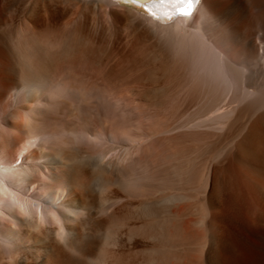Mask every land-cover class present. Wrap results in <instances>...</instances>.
I'll use <instances>...</instances> for the list:
<instances>
[{
  "label": "rangeland",
  "instance_id": "1",
  "mask_svg": "<svg viewBox=\"0 0 264 264\" xmlns=\"http://www.w3.org/2000/svg\"><path fill=\"white\" fill-rule=\"evenodd\" d=\"M211 1L222 22L204 35L198 18L164 22L115 0H27L28 12L18 18L8 10L5 30L18 78L42 86L27 92L12 88L13 74L0 76V114L9 104L22 110L32 141L45 137L61 156L57 178L75 185L72 200L85 213L69 224L70 246L49 239L74 262L116 264L114 251L132 246L136 264H207L212 232L217 264H237L246 254L254 262L262 254L264 208L246 188L264 183V131L259 150L245 140L264 115V68L256 62L264 65V0H244L243 8ZM27 14L37 15L35 24L25 21ZM247 35L259 54L244 41ZM245 72L252 77L246 80ZM12 156L21 162L18 149ZM29 232L16 253L18 247L0 244V264H19L18 257L21 264H40L39 256L48 261L50 252L27 241Z\"/></svg>",
  "mask_w": 264,
  "mask_h": 264
},
{
  "label": "bare ground",
  "instance_id": "2",
  "mask_svg": "<svg viewBox=\"0 0 264 264\" xmlns=\"http://www.w3.org/2000/svg\"><path fill=\"white\" fill-rule=\"evenodd\" d=\"M27 0H0V76H5L7 73L13 74L14 81L12 88L19 89L23 88L27 92L30 90H33L38 88L37 86H40V84L36 82H32L31 80L28 82H24L20 80L18 77L20 76V66L18 63V59L16 58V54L11 50L7 35H6V30L5 28L9 26L8 24L10 22L9 18L7 19V12L8 10L11 13H15L16 17L18 18L20 15H24L23 13L26 14V2ZM118 1L122 4L128 5L130 7H133L145 14H148L153 17L154 19H159L160 21H170L173 19L178 20H190L192 18H198V22H200V27H198V31L201 34H206L207 31L206 29L211 30L210 25H216L217 23L222 22L221 17H220V12L219 13H214L213 6L214 4L212 3L211 0H198V3H194L193 6V15L191 17H186L182 15H178L179 8L173 4L170 3H160V0H156L155 5L153 3L149 2L147 4V7L151 8L152 12L155 13V16H152L145 10V6L143 5L142 2H138L137 4L133 5L131 3L126 2V0H115ZM233 3H231V7L237 8L238 6H241L244 0H231ZM249 2H252L255 4L256 0H248ZM260 1V0H258ZM261 2V1H260ZM26 3V4H25ZM46 4V3H45ZM260 4V3H259ZM245 5V4H244ZM264 5V4H263ZM30 6V5H29ZM40 7V6H39ZM244 6L242 5V8ZM30 8V7H29ZM34 8V7H33ZM235 10V9H234ZM28 12V11H27ZM35 12V11H34ZM37 12V11H36ZM48 12V11H47ZM46 12V13H47ZM30 13V12H29ZM45 13V12H44ZM49 13V12H48ZM56 11H51L48 16H54L55 17ZM10 15V13H8ZM31 14V13H30ZM30 14L25 15V21L29 22L31 24H35V21L37 19L36 16H31ZM11 16V15H10ZM50 16V17H51ZM57 16V15H56ZM12 17V16H11ZM170 17V18H169ZM152 18V19H153ZM230 18V17H229ZM237 18V17H236ZM235 18V19H236ZM13 19V17H12ZM151 20V19H149ZM230 20V19H229ZM250 20V19H249ZM253 20V19H252ZM15 22V18L13 19ZM12 21V22H13ZM18 21V20H17ZM24 21V22H25ZM179 21V22H180ZM196 21V20H195ZM228 21V20H227ZM239 21V20H238ZM225 22V21H224ZM243 22V21H242ZM240 23V22H239ZM15 24V23H12ZM24 24V23H23ZM182 24V23H181ZM194 24V23H192ZM220 24H218L220 26ZM171 25V24H170ZM174 25V24H173ZM178 25V24H177ZM209 25V28L207 26ZM254 25V24H253ZM6 26V27H5ZM26 26V25H25ZM179 26H182L179 24ZM198 26V25H197ZM251 26V25H250ZM168 27V26H167ZM183 27V26H182ZM181 27V28H182ZM187 27V26H186ZM184 27V28H186ZM216 27V26H215ZM213 26V28H215ZM162 28V27H161ZM183 28V29H184ZM236 28V27H235ZM190 29V28H188ZM238 29V28H237ZM240 29V28H239ZM187 30V29H186ZM213 30V29H212ZM211 30V31H212ZM220 30V29H219ZM226 31L225 34H232L230 29H225ZM191 31V30H190ZM236 31V30H234ZM215 33V32H214ZM238 33V32H237ZM241 33V32H239ZM225 34L222 35L223 39L221 42L226 43ZM64 35V34H63ZM196 35V34H195ZM202 35V37H203ZM208 35V34H207ZM241 35V34H240ZM239 35V39H240ZM256 35V34H255ZM10 36V35H9ZM199 36V35H198ZM206 36V35H205ZM244 36V35H243ZM242 36V37H243ZM195 37V36H194ZM201 37V39H202ZM225 37V38H224ZM252 37V36H251ZM250 36L247 35L246 38H244L246 43L251 47L250 49L252 51H256L259 48L257 47L255 41L251 38ZM207 39V38H206ZM10 40V39H9ZM204 40V38H203ZM212 40V39H211ZM209 42V41H208ZM218 41H216L217 44ZM263 42V40H262ZM207 43V42H206ZM211 43V42H210ZM237 44V42H235ZM221 44V43H220ZM219 44V45H220ZM222 44V46L224 45ZM235 44V45H236ZM206 45V44H205ZM209 45V44H208ZM207 45V46H208ZM218 45V44H217ZM100 46V45H99ZM215 46V45H214ZM91 47V46H90ZM231 47V46H230ZM234 47V46H233ZM238 47V46H237ZM235 48V47H234ZM233 48V49H234ZM244 48V47H243ZM219 50L218 48H216ZM80 50V49H79ZM98 50V49H97ZM237 50V49H236ZM95 51V50H94ZM208 51V50H207ZM206 51V52H207ZM222 50H220L221 52ZM227 51V50H226ZM230 51V50H228ZM251 51V52H252ZM254 51V52H255ZM85 52V51H84ZM92 52V51H91ZM257 52V51H256ZM95 53V52H94ZM222 53V52H221ZM231 53V52H230ZM249 53V52H248ZM91 54V53H90ZM227 54H229L227 52ZM253 53H251L252 55ZM256 54H259L258 52ZM86 55V54H85ZM212 55V54H211ZM223 55V54H222ZM226 55V54H225ZM230 55V54H229ZM232 55V54H231ZM255 56V54H253ZM91 56V55H90ZM224 57V56H223ZM249 57V56H248ZM256 57V56H255ZM264 57V56H262ZM247 58V56H246ZM250 58V57H249ZM252 58V57H251ZM260 58V57H259ZM219 59V58H218ZM242 59V58H241ZM99 62H101V59L99 58ZM211 60V59H210ZM260 60V59H259ZM72 61V60H71ZM222 61V60H221ZM224 61V60H223ZM246 61H248L246 59ZM251 61V60H250ZM260 61L263 62L261 59ZM260 61H256L257 65L261 66V68H264V65L260 63ZM70 62V61H69ZM220 62V60H219ZM213 62L212 64H214ZM65 64V63H62ZM60 65V69H64L65 65ZM219 66V65H218ZM234 66V65H233ZM232 66V67H233ZM248 66V62H247ZM256 66V65H255ZM263 66V67H262ZM220 67V66H219ZM217 67V68H219ZM231 67V68H232ZM246 67V66H245ZM244 67V69H245ZM251 67V66H250ZM249 67V68H250ZM257 67V66H256ZM254 67V68H256ZM67 68V67H66ZM260 68V67H259ZM260 68V69H261ZM22 69V68H21ZM70 69V68H69ZM211 69V68H210ZM223 70V68H221ZM229 69V68H228ZM248 69V68H247ZM257 69V70H260ZM220 70V69H219ZM230 70V69H229ZM246 70V69H245ZM253 70V68H252ZM77 71V70H76ZM227 71V70H226ZM231 71V70H230ZM244 71V70H243ZM35 72V71H34ZM220 72V71H219ZM217 71V73H219ZM233 72V71H231ZM256 72V71H255ZM260 73L259 71H257ZM68 73V72H67ZM70 73V72H69ZM76 73V72H75ZM74 73V74H75ZM264 73V71H263ZM222 74V71H221ZM228 74V72H227ZM235 74V73H234ZM244 74V73H243ZM249 74H251L249 72ZM248 74V75H249ZM262 74V72L260 73ZM31 75V74H30ZM224 75V74H223ZM246 78H250V75H248L245 72ZM242 75V76H245ZM254 75V73H253ZM258 75V74H257ZM42 76V75H41ZM59 76V75H58ZM63 76V75H62ZM69 76V75H68ZM260 76V75H259ZM22 77V76H21ZM37 77V76H36ZM72 77V75H71ZM222 77V76H221ZM232 77V76H231ZM252 77V76H251ZM45 78V77H44ZM55 78V76H54ZM236 78V77H235ZM256 78H258L256 76ZM1 79V78H0ZM3 79V77H2ZM60 79V78H59ZM69 79H71L69 77ZM231 79V78H230ZM255 79V78H253ZM229 80V79H228ZM247 80V79H246ZM249 80V79H248ZM259 80V79H258ZM42 81V80H41ZM236 81V80H235ZM257 81V79L255 80ZM38 82V81H37ZM56 82V81H54ZM259 82V81H258ZM53 83V82H52ZM229 83V82H228ZM247 83V82H246ZM249 83V82H248ZM254 81L251 83L253 84ZM256 84V83H255ZM254 84V85H255ZM261 84V83H260ZM232 85V84H231ZM42 86V85H41ZM40 86V87H41ZM55 86V84H54ZM58 86V85H56ZM250 86V84H249ZM244 87V86H243ZM257 87V85H256ZM260 87V86H258ZM45 88V86H44ZM245 88V87H244ZM248 88V87H246ZM254 88V86H253ZM252 89L254 93V89ZM2 89V87H1ZM259 89V88H256ZM255 89V92H256ZM23 90V92H24ZM262 90V89H261ZM9 91V90H8ZM12 91V90H11ZM249 91V89H248ZM258 91V90H257ZM2 92V91H1ZM0 94L4 95L2 92ZM16 92H19L18 90ZM21 92V91H20ZM22 92V93H23ZM32 92V91H31ZM44 92V91H43ZM74 92V91H73ZM78 92V91H77ZM93 92V91H92ZM184 92V91H182ZM260 92V91H259ZM258 92V93H259ZM252 93V95H253ZM262 93V91L260 92ZM259 93V94H260ZM14 94H16L14 92ZM18 94V93H17ZM244 94V93H243ZM13 95V94H12ZM258 95V94H257ZM264 95V94H263ZM262 95V96H263ZM93 96V95H92ZM95 96V95H94ZM259 96V95H258ZM261 96V97H262ZM5 99L7 96H3ZM10 97V96H9ZM221 97V96H220ZM223 97V96H222ZM260 97V98H261ZM98 98V96H97ZM171 98V97H170ZM184 98V97H183ZM1 99V98H0ZM99 99V98H98ZM3 100V99H2ZM248 100V99H247ZM254 100V99H253ZM264 100V99H262ZM9 101V100H8ZM40 101V100H39ZM96 101V100H95ZM218 101V100H217ZM235 101V100H234ZM233 101V102H234ZM187 102V101H186ZM226 102V101H225ZM257 102V100H256ZM46 103V102H45ZM72 103V102H71ZM77 103V102H76ZM232 103V102H231ZM259 103V102H258ZM262 103V102H261ZM15 104V103H14ZM41 104V103H39ZM179 104V103H178ZM216 104V102H215ZM248 104V103H247ZM10 105V106H9ZM6 107H3L1 110V116H0V244L5 245V246H11V250H13V247H20V240H23L24 236V230L28 229V231H34V234H29V241L30 243L32 242H40L42 244L41 247H43L46 251L50 252L49 259L47 262H43L41 256L38 257V262L40 264H81V262H76L77 259L74 260L71 259V256L69 255V251L67 252L66 249L62 248L59 245H55L54 243L51 244V235H54V237L58 238L61 240V242H64L66 246H70L72 243V237L74 236V230L71 225L72 222L75 221V219L78 218V216L83 213H85L84 207L78 206L76 204V201L72 200V196L75 194V185L67 179L64 180H58L57 176L58 173H56V169L58 170V165L60 163V157L58 154H56L50 146L47 145L45 141V137L43 138H37V142L32 141V137L34 136L33 134L35 133H30L31 131L28 127L26 129V126L21 120L22 117V110H19L14 107L13 105L9 104ZM21 105V104H20ZM36 105V104H35ZM175 105V104H174ZM261 105V104H260ZM72 106V105H71ZM29 107V106H28ZM74 107V106H73ZM212 107V106H211ZM215 107V106H214ZM35 108V107H34ZM53 108V107H52ZM259 108V107H258ZM33 109V108H32ZM54 109V108H53ZM35 110V109H34ZM72 110V109H71ZM27 111V110H26ZM33 111V110H32ZM41 111V110H40ZM43 111V110H42ZM69 111V110H68ZM31 112V111H30ZM36 112V111H35ZM70 112V111H69ZM34 113V111L32 112ZM39 113V112H38ZM32 115V114H30ZM36 115V114H35ZM38 116V115H37ZM27 117V116H26ZM32 117H34L32 115ZM31 117V118H32ZM39 117V116H38ZM30 118V117H29ZM28 119V118H27ZM34 119V118H33ZM39 119V118H38ZM72 119V117H71ZM36 120V119H34ZM33 120V121H34ZM26 122V121H25ZM70 123V122H69ZM39 124V123H38ZM28 125V126H29ZM71 125V124H70ZM73 126V125H71ZM67 128V127H66ZM74 128V126H73ZM36 129V128H34ZM43 130V129H42ZM45 130V129H44ZM66 130V129H65ZM85 130V129H84ZM46 131V130H45ZM56 131V130H55ZM261 131H264V115L259 119V121L254 124V126L249 130L247 133V138L245 142L252 144L255 148H258L260 144V138L259 135L261 134ZM33 132V131H31ZM41 132V129L40 131ZM38 132V133H39ZM58 132V131H57ZM61 132V131H60ZM66 132V131H65ZM88 132V131H87ZM56 133V132H55ZM43 134V133H42ZM50 133V137H51ZM87 134V133H86ZM111 137H116L114 133H110ZM46 136V133L44 134ZM91 135V134H90ZM123 135V134H122ZM126 135V134H125ZM231 135V134H230ZM37 136V135H36ZM48 136V135H47ZM57 136V135H56ZM55 136V138H56ZM88 136V135H86ZM128 136V135H127ZM245 136V135H244ZM35 138V139H36ZM48 138V137H46ZM54 138V137H51ZM120 138V137H119ZM49 139V138H48ZM47 139V140H48ZM117 139V138H116ZM57 140V139H56ZM54 142V141H53ZM55 143V142H54ZM246 143V144H247ZM264 143V140H263ZM51 145V144H50ZM54 145V144H53ZM52 146V145H51ZM55 146V145H54ZM241 147H245L246 145L243 146V144L240 145ZM239 146V148H240ZM250 146V145H249ZM249 146H246L247 148ZM261 147V146H260ZM262 148V147H261ZM18 149L19 151V157H21V162H19L16 158V160L12 159V153L13 150ZM54 149V147H53ZM238 149V148H237ZM260 148H258L259 150ZM126 150V149H125ZM242 149H240L241 151ZM60 151V150H59ZM106 151V150H105ZM243 151V150H242ZM262 151V150H261ZM102 152V151H101ZM15 153V152H14ZM59 153V152H58ZM100 154V153H99ZM102 154V153H101ZM124 154V152H123ZM241 154V153H240ZM259 154V153H258ZM257 154V155H258ZM242 155V154H241ZM249 155V154H248ZM262 155V154H261ZM264 155V153H263ZM247 156V155H246ZM245 156V158H246ZM259 156V155H258ZM244 156L242 155L241 158ZM91 158V157H90ZM239 158V157H238ZM256 158H258L256 156ZM262 158V156H261ZM15 159V158H14ZM20 159V158H19ZM97 159V158H95ZM244 159V158H243ZM248 159V158H247ZM254 161V160H253ZM92 162V160H91ZM95 162V161H94ZM243 162V161H242ZM252 162V160H251ZM257 162V161H256ZM263 162V161H262ZM261 162V164H262ZM245 163V162H243ZM250 163V161H249ZM251 164V163H250ZM253 164V163H252ZM261 164H256V165H261ZM249 165V164H247ZM245 167V165L243 164ZM262 166V165H261ZM264 166V165H263ZM248 168V167H247ZM251 168V167H249ZM259 168V167H258ZM176 169V168H175ZM228 169V168H227ZM257 169V168H256ZM253 170V169H252ZM40 172L41 176H37L39 179L33 180V175L36 172ZM246 171V169H245ZM258 171V170H255ZM37 172V173H38ZM249 173L250 170H248ZM155 173V172H154ZM259 173V172H258ZM217 174V173H216ZM230 174V173H229ZM248 174V173H247ZM254 174H257L254 172ZM262 175L263 179L261 182L264 180V170L263 172L259 173V175ZM61 175V174H60ZM59 175V176H60ZM215 175V173H214ZM223 175V174H222ZM67 176V175H66ZM243 176V175H242ZM245 176V175H244ZM243 176V177H244ZM252 176V175H251ZM257 176V175H256ZM222 177V176H221ZM246 178H249V176H245ZM260 177V176H258ZM57 178V179H56ZM63 178V177H62ZM224 178V177H222ZM226 179V178H225ZM238 179V178H237ZM241 179V178H239ZM254 179V178H253ZM57 180V181H56ZM218 180V179H217ZM220 180V179H219ZM227 180V179H226ZM235 180V179H234ZM242 180V179H241ZM248 180V179H246ZM255 180V179H254ZM245 181V180H244ZM36 182L41 183L37 188L34 186ZM218 182V181H217ZM236 182V181H235ZM249 182V181H248ZM247 182V184H248ZM253 182V181H252ZM252 182H249L248 186L246 189H249L250 194L252 196V199L254 202L261 205L264 208V183L259 185L252 184ZM264 182V181H263ZM216 183V182H215ZM238 183V182H237ZM256 183V181H255ZM233 184V183H232ZM258 184V183H257ZM79 186V185H78ZM81 186V185H80ZM79 186V187H80ZM214 186V185H213ZM219 186V185H218ZM228 186V184H227ZM242 186V185H241ZM78 187V188H79ZM103 187V186H102ZM152 187V186H151ZM159 187V186H158ZM233 187V186H232ZM230 188V187H229ZM213 189V188H211ZM237 189V188H236ZM239 189V188H238ZM244 189V190H246ZM161 190V189H160ZM229 190V189H227ZM82 191V190H81ZM227 192V191H226ZM245 192V191H244ZM176 194V193H174ZM232 194V193H231ZM172 196V194H170ZM244 195V194H243ZM79 196V195H78ZM167 196V195H166ZM174 196V195H173ZM171 197L174 199V197ZM178 196V195H177ZM250 196V195H249ZM248 196V197H249ZM250 196V197H251ZM245 197V196H244ZM242 198V197H241ZM162 199V198H161ZM166 199V198H165ZM179 199V197L177 198ZM171 199H168V201ZM176 200V199H174ZM181 200V199H180ZM78 203V202H77ZM244 203V202H243ZM255 203V204H256ZM256 204V205H257ZM244 205V204H243ZM105 206V205H104ZM103 207V206H102ZM250 207V206H248ZM247 207V208H248ZM84 209V211H83ZM88 209V208H87ZM252 209V208H251ZM248 210V209H247ZM88 211V210H87ZM261 211V210H260ZM94 212V211H93ZM249 213V212H248ZM259 213V212H258ZM257 213V214H258ZM118 214V213H117ZM86 215V214H85ZM248 215V214H247ZM253 215V213H252ZM263 215V214H262ZM86 217V216H85ZM84 217V218H85ZM264 219V218H263ZM259 220V219H258ZM255 221V220H254ZM264 221V220H263ZM253 222V221H252ZM76 223V222H75ZM196 223V222H195ZM263 223V222H262ZM77 225V224H76ZM211 225H213L211 223ZM219 227V226H218ZM44 228V229H43ZM42 230H45L43 232ZM77 230V229H76ZM29 232V233H30ZM35 234L45 236L43 238H38L36 237ZM79 236V235H78ZM109 236V235H108ZM107 236V237H108ZM40 237V236H39ZM75 237V236H74ZM106 237V236H105ZM50 238V239H49ZM263 238V237H262ZM20 239V240H19ZM54 239V238H53ZM107 239V238H106ZM55 242V241H54ZM29 243V244H30ZM39 243V245H40ZM56 243V242H55ZM26 244V242H25ZM22 244V245H25ZM63 244V243H62ZM27 245V244H26ZM30 246V245H29ZM37 246V245H36ZM23 248V246H21ZM20 247V248H21ZM91 247V246H90ZM217 247V238L215 234L212 232L211 234V250L208 253L207 257V264H217L212 255L214 254L215 248ZM17 249L15 253L18 250ZM25 248H28L25 246ZM30 248V247H29ZM28 248V249H29ZM36 248V247H35ZM264 248V247H263ZM10 249V248H9ZM24 249V248H23ZM27 249V250H28ZM34 249V248H33ZM42 249V248H40ZM93 249V248H92ZM10 250V251H11ZM15 250V249H14ZM43 250V249H42ZM77 250V248H76ZM31 251V250H30ZM35 251V250H34ZM33 251V254L35 253ZM37 251V250H36ZM39 251V250H38ZM24 252V251H23ZM114 252L115 255H114ZM111 253L110 256H113V259L116 264H136L138 260V254L137 252L130 246L128 249L125 247L118 248L117 251H114ZM216 252V251H215ZM13 253V252H12ZM30 253V252H29ZM90 253V252H89ZM219 253V252H218ZM32 254V252H31ZM110 254V253H108ZM217 254V253H216ZM14 255V254H13ZM42 255V254H41ZM86 255V254H85ZM89 254H87L88 256ZM247 255V254H246ZM244 255V259L240 260L237 262V264H264V249L262 251V254L260 255L259 258H257L256 261L251 262L249 259L248 255ZM16 256V255H15ZM18 256H20L18 254ZM23 256V255H22ZM33 256V255H32ZM44 256V255H42ZM109 256V255H108ZM90 257V256H89ZM24 259H19L18 257V263L21 264L23 263ZM79 261V260H77ZM81 261V260H80ZM219 261V260H218Z\"/></svg>",
  "mask_w": 264,
  "mask_h": 264
},
{
  "label": "snow or ice",
  "instance_id": "3",
  "mask_svg": "<svg viewBox=\"0 0 264 264\" xmlns=\"http://www.w3.org/2000/svg\"><path fill=\"white\" fill-rule=\"evenodd\" d=\"M126 2L133 5L137 4L138 2H142L145 6V10L152 16H155V13L152 12L151 8L147 7V4L151 2L153 5H155L156 0H126ZM160 3L173 4L179 8L178 15L191 17L193 15L194 3H198V0H160Z\"/></svg>",
  "mask_w": 264,
  "mask_h": 264
}]
</instances>
